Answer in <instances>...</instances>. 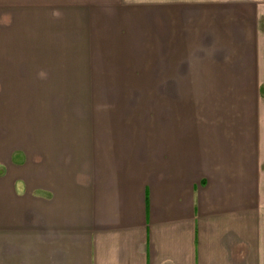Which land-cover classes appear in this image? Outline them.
<instances>
[{
  "label": "crops",
  "instance_id": "obj_1",
  "mask_svg": "<svg viewBox=\"0 0 264 264\" xmlns=\"http://www.w3.org/2000/svg\"><path fill=\"white\" fill-rule=\"evenodd\" d=\"M105 71L154 85L89 89L121 100L47 139L27 200L2 170L0 234L24 228L26 264H264V0H0L1 130Z\"/></svg>",
  "mask_w": 264,
  "mask_h": 264
},
{
  "label": "rangeland",
  "instance_id": "obj_2",
  "mask_svg": "<svg viewBox=\"0 0 264 264\" xmlns=\"http://www.w3.org/2000/svg\"><path fill=\"white\" fill-rule=\"evenodd\" d=\"M68 68L69 79L74 76V74L71 73L78 71L82 74V77H85L86 74V77L89 79L90 74H92L90 71L91 67L69 66ZM150 72H154V67H148V72L146 73ZM104 73L105 75L98 76L104 80L69 81L67 88L69 95L72 96L51 99H27L28 107H30V110L33 109L35 111L19 114L18 120L15 123L16 128L14 130L0 129V137H3L5 140V145L2 148L3 152L0 153L6 154V156H3L4 162H0V173L2 170H12L14 171L15 176L19 175V178L13 182L14 192L17 195L20 194L18 200H27V195L32 190L31 186H33V181L30 183V179L33 178L29 176L30 171L43 170L44 151L46 149L45 143L47 139L56 140L59 138H69L73 139V144L78 143L80 139L85 138L91 118L95 117V112L99 110L98 107H111L109 105H112L113 101L121 100L87 97L85 95L88 93L89 89L132 90L144 88L148 89L152 84L154 85V83L148 81L112 82L109 81V78H111L112 75L108 74V71H105ZM33 100L36 101V104L32 107L31 103ZM132 100H138L139 102L137 106L142 105V107H145L146 111L149 113L150 122H154L155 99L135 98ZM26 106L27 105H25V107ZM142 111L144 110L138 109V111H134L132 114L136 115L135 113ZM92 112L94 113L92 114ZM141 114H138V116L140 117ZM7 153L11 154L12 157L9 158ZM9 185L11 191L12 183L10 182ZM39 192L40 195H43L42 191H36L35 193ZM3 195L8 201H12L13 199L11 198H14L12 193ZM1 197L2 194L0 193V199ZM23 229L24 228H22L19 232H16L14 235L11 233L7 235L5 233H1L0 238H2L5 242H7V239L13 240L10 241V243L15 244L17 247H15L11 253L14 252V254L19 255L20 262L26 264L27 252L29 251L28 239L30 238L28 233ZM9 245L10 244H7V246ZM8 251L10 250L2 251V256L0 258L1 264H9L6 260L8 258L7 255H9Z\"/></svg>",
  "mask_w": 264,
  "mask_h": 264
}]
</instances>
